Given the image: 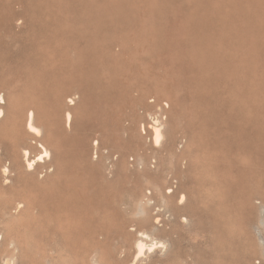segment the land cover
Wrapping results in <instances>:
<instances>
[{
  "label": "rangeland",
  "instance_id": "rangeland-1",
  "mask_svg": "<svg viewBox=\"0 0 264 264\" xmlns=\"http://www.w3.org/2000/svg\"><path fill=\"white\" fill-rule=\"evenodd\" d=\"M60 1L49 0L52 9L42 12L41 19L50 26L40 30L31 24L34 13L33 0H0V46L6 50L4 53L8 57V63L4 66L0 76V101L3 100L6 104L5 120L14 112L9 105L12 94L22 97L21 93L26 94L27 90L34 89L32 80L39 73L58 75L62 81L57 85V88L59 94L63 96L64 102L67 103L69 98L76 100V104L71 106L76 115V123L72 129H68L66 113H61L59 118L40 114L41 120L47 125L45 126L44 140L35 141L32 136L24 135L21 145L17 148L12 147L9 142L0 141V264H3L6 259L10 261L8 264H59L64 260L69 264H92L91 253L86 250V247L67 245L62 235L65 226L55 216L53 220H49L43 211L44 187L59 176L56 166L50 165L48 168H43L38 174H33V170H29L26 163L25 152L27 150L31 157H35L39 153L40 143L46 145L45 140L61 138L60 135L53 133V130L59 125L63 126L64 132L71 134L75 141L86 140L91 155H94L96 141L104 143L101 147L103 154L112 155L111 158L105 159V167L93 164L100 175L99 184L111 182L109 200L104 206L96 209L93 214L94 223L97 226L107 224L110 229L111 236L108 239H103L99 232L100 228H95L97 231L95 240L101 241V243L94 244L97 249H93V254H98L103 264H107L109 259L128 261L120 264L134 262V252L131 246L134 247L135 243L130 240L124 247L122 243V240L126 239L124 233L126 231L134 232L132 228L134 229L142 222L147 213L151 216L156 215L159 207L164 209L163 221L159 224L161 231H149L158 240L169 239L168 247L159 248L151 254L146 253L143 260L141 259L137 264H168L166 263L168 257L176 251L171 245V239L177 240L179 246L188 251L194 247H207V234L201 228H196L189 220L184 221V217L176 218V208L183 205L179 203L181 195L173 199L166 192L170 182L176 187L189 176L197 177L211 159L219 166L216 172L219 176L218 186L221 190L230 189L231 184L235 185L233 177L239 173V169L252 164V162L241 163L231 154L228 159L224 158L218 141L221 138L217 128L218 124H213L211 121L216 119V116L219 118V116L229 114V109L219 110L218 107L216 112L207 109L205 113L197 115L194 124L190 121L191 115L189 117L178 114L180 107L174 106L173 108V100L176 98L191 104V91L194 87V83L190 80L192 76L185 77L186 80L174 88L173 96L166 94L168 90L158 88L156 85L158 77L173 70L175 64L169 58L170 53L167 54L153 46V34L148 32L149 40L144 44V48L136 54L134 60L137 69L134 72H130L128 69L121 74V85L129 88V93L126 96L122 95V99L114 100L107 106L102 105V102L99 101L97 108L91 110L92 114L85 117L84 113L89 109V106L82 101V95L91 90L90 83L79 81L74 83L66 76L64 78L61 73L64 68L68 72L75 66L86 68L80 56L72 50L76 43L79 44V48L85 45L78 33L86 23L90 22L94 25L102 22L101 8L108 3V0H81L76 14L62 12L59 8ZM197 1L165 0V7L157 9L152 6L149 0H128L126 6L129 7L130 19H128L125 30L133 35L138 28L159 27L158 29L163 31V34H172L188 23L187 15L194 10ZM242 5L246 6L245 3ZM231 8L243 12V9L236 5H232ZM10 10L13 11V20L7 19ZM240 11L235 15L244 16ZM82 15H86L87 19L84 24L80 19ZM27 18L30 19V22L27 21ZM234 24L238 27L236 22ZM242 25L244 26V23ZM254 35L255 43L251 44L254 53L251 60H254L256 67L254 74L248 76L243 66L240 64L237 66L235 63L233 65L229 60L227 70L231 73L235 71L239 76L235 78L236 82L220 79L216 81V85L214 78L208 79V89L214 90L209 96L211 100L234 99L235 93L237 94L240 89L249 87L251 84L258 90L262 89L264 97V26L258 25ZM78 38L81 42L78 41ZM51 51L53 55H51ZM123 55V53H119V46L112 44V51L104 53L100 63L105 65V61L108 60L107 62L114 68L124 69L128 63L126 60L128 56ZM239 62L244 64L242 58ZM100 77L103 80L108 79L107 71L101 69ZM42 89L45 90V86H42ZM52 94L54 92H51V96ZM139 94H143V100H140L142 97L139 98ZM29 102L25 100L19 106L25 108L27 116L32 109L35 110L33 106L28 107ZM166 102L170 104V107L165 105ZM215 104L211 103L210 106ZM159 106L166 108L163 117L168 122L163 147H156L153 137L145 133L143 128L145 124L146 131L148 130L147 120H150L149 116L156 114ZM4 123H0V129L5 125ZM101 124H103L102 128ZM172 129L173 133H171ZM194 134L196 137L193 136ZM192 136L195 138L193 142L191 141ZM12 152L13 155H11ZM123 155L126 156L125 161L121 160ZM61 156L60 148L55 154H52L51 158L57 157L56 159H58ZM254 160L261 162V157L255 156L252 161ZM90 162L93 163L92 159ZM12 163H16V167L14 170L12 168L6 177L2 174V169L7 165L11 166ZM145 165L147 166L145 167ZM183 184L186 187L188 181ZM184 187L182 186L180 193L186 191ZM197 187L199 193L203 194L205 188L198 184ZM41 188L44 189L40 190ZM161 189L164 197L157 192ZM237 193L240 200L243 193L241 194L238 190ZM149 197H152L151 200H148ZM19 198L28 200L30 206L24 207L25 210H28L25 214L17 215L11 220L6 219L4 217L5 208L13 200ZM255 200L257 204L258 199ZM236 202L237 199L233 203ZM174 223L176 225L174 231L164 232L162 230L169 229ZM121 224H126V230L119 228ZM241 229L245 230L244 227ZM254 231L258 232L257 229ZM26 232H33L31 243L24 239ZM254 235L256 236L255 233ZM258 260L262 261L261 258Z\"/></svg>",
  "mask_w": 264,
  "mask_h": 264
},
{
  "label": "bare ground",
  "instance_id": "bare-ground-1",
  "mask_svg": "<svg viewBox=\"0 0 264 264\" xmlns=\"http://www.w3.org/2000/svg\"><path fill=\"white\" fill-rule=\"evenodd\" d=\"M127 1L108 0V3L101 8L100 18H103V20L100 19L101 23L98 22L94 25L90 22L86 23V15L81 16L82 24H86L81 30L82 32L78 33V36L84 40L85 45L79 48V44L76 43L72 51L80 56L86 68L75 66L69 72L64 68L61 73L62 76L64 78L66 76L74 83L78 81L90 83L91 90L82 95V101L89 106V109L84 113L85 117H88L92 114L91 110L97 108L99 101L102 102V105L107 106L114 100L120 99L122 95L126 96L129 93V88L121 85V74L128 69L130 72L137 69L136 64H134L136 54L144 48V44L149 40L148 32H151L153 34V46L158 47L167 54L170 53L169 58L175 64L173 70L158 77L156 81L158 88L168 90L166 94L173 96L174 88L181 85L186 80L185 77L192 76L190 80L194 83V87L191 91V104L175 98L173 108L179 106L178 114L189 117L191 115L190 121L192 124L196 122L197 115L205 113L207 109L212 112H216L218 107L219 110L229 109V114L219 116V118L216 116V119L211 121L213 124H218L217 128L221 135L218 141L224 153V158L228 159L231 154L241 163L252 162L249 167L239 169V173L233 177L236 184H231L230 189L221 190L219 188V176L216 172L219 166L213 159L208 161L205 169L203 168V172L198 174L197 177H187L184 181L185 183L188 181L186 187H184L183 181L176 187L170 182L166 193L170 194L173 199L181 195L179 203L183 204L176 208V218L184 217V221L189 220V222H193L196 228H201L207 234L208 246L205 248L194 247L188 251L180 247L177 240L171 239V245L176 251L168 257L166 263L263 264V90H258L251 84L249 87L240 89L237 94L235 93L234 99L211 100L209 96L214 90L208 89L207 80L214 78L215 85L216 81L220 79L236 82L235 78L239 75L235 71L231 73L227 70L229 60L233 65L235 63L237 66L239 64L243 66L248 76L254 74L256 67L254 66V60H251L254 54L252 52L253 45L251 44L255 43L256 27L258 25L264 26V0H198L194 10L187 15L189 24L187 23L179 31L172 34H163V31L158 29L159 27L152 29L142 27L136 29L133 35L125 30L128 19H130V15H128L130 13L128 11L129 7L126 6ZM240 1L242 4L245 3L246 6H243ZM149 2L157 9L165 7V0H149ZM80 3L81 0H61L59 8L64 13L76 14ZM33 4L34 13L31 24L34 28L38 27L40 30H44L50 24L42 21L41 14L45 10L52 9V5L49 0H33ZM232 5L243 9V12L232 10ZM238 11L243 13L244 16H236L235 13ZM7 19L13 20L12 10L9 11ZM27 21L30 22V19L27 18ZM235 22L238 27L234 24ZM102 40H104V43H102ZM78 41L81 42L79 38ZM112 44L119 46V53L128 56V59H126L128 63L124 66V69L114 68L107 62L108 60H104L105 65L100 63L103 54L112 51ZM4 51L6 50L0 46V76L4 66L8 63V57ZM51 55H53L52 51ZM241 58L244 64L239 62ZM101 69L107 71L108 79L103 80L100 77ZM32 81L34 89L27 90L26 94L21 93L22 97L12 94L9 105L14 112L7 120L4 118L5 101H0V123L5 121V125L0 129V141L9 142L14 148L21 145L24 135L32 136L35 141L44 140L45 126L47 125L41 120L40 114L59 118L61 113H66L68 129H72L76 123V115L71 107L76 104V100L75 98H69L67 103L64 102V98L59 94L57 88V85L62 81L58 75L39 73ZM41 85L45 86L46 89L43 90ZM47 86L49 89L54 90H49ZM51 92H54L53 97ZM139 95V98L142 97L140 100H143V94ZM25 100L30 101L28 107L33 106L35 108V110L30 111L29 116H27L24 107H19ZM211 103H216V106H210ZM165 105L170 107L167 102ZM165 111V107L159 106L158 113L155 112L156 114L149 116L151 118L147 120L148 130L146 131L145 124L143 126L144 132L153 137V143L156 147H163L167 134L165 129L168 122L163 117ZM101 125L102 128L103 124ZM64 131L63 126H57L53 133L60 135L61 138L59 140L51 138L50 141L45 140L46 145L40 143L38 146L39 153L35 157H31L30 152L27 150L25 152L26 163L29 170H33V174H38L43 168H48L50 165L56 166L59 176L48 183L44 187L45 189H40H44L43 193L45 194L43 211L49 220H53L55 216L66 227L63 228L62 235L67 245L86 247V250L91 253L92 264H103L99 255L93 254V249L96 248L94 244L101 243V241L95 240V234H97L95 228H100L99 232L103 239H108L111 234L107 224L97 226L94 223L93 214L96 209L104 206L109 200L111 182L99 184L100 175L94 165L105 167V159L111 158L112 155H105L101 152L104 143L100 141H96L94 155H91L86 140L75 141L71 134ZM171 133H173V129ZM193 136L196 137L195 134ZM193 136L191 137L192 142L195 141ZM60 148L62 156L58 159H56L57 157L51 158L52 154H55ZM11 155H13V152ZM255 156L261 157L262 164L260 161H252ZM91 159L93 163L90 162ZM121 160L125 161L126 156L123 155ZM15 167L16 163L5 166L2 169V174L8 177L12 168L14 170ZM260 173L262 175H259ZM197 184L205 188L203 194H200L197 190ZM182 186L186 188V191L180 193ZM236 189L241 194L243 193L240 200ZM157 192L159 195L164 194L162 189ZM151 198L149 197L148 200H151ZM236 199L237 202L233 203ZM255 199H258L257 204ZM25 206H30L28 200L24 198L13 200L5 208L4 217L11 220L17 215L25 214L28 210L24 209ZM12 208L13 211L11 212ZM142 208L144 209L143 206ZM163 211L164 209L162 210L159 207L156 215L151 216L147 213L144 220L134 229L132 228L134 232L126 231L124 233L126 234V239L122 240L124 247L130 240L135 243L134 247L131 246L134 252V262L131 264H137L146 253L151 254L159 248L168 247L169 239L158 240L149 231H161L159 224L163 221ZM144 212H146L145 209ZM175 226L174 223L170 228L168 227L169 229L164 228L162 230L172 232ZM241 227H244L245 230H242ZM119 228L126 230L127 226L121 224ZM256 229L258 232L254 231ZM33 236V232H26L24 239L26 242L31 243ZM19 243L21 242L19 241ZM259 258L262 261H259ZM9 262V259H6L3 264ZM121 262L126 263L128 261L109 259L107 264H120ZM59 264L69 263L64 260Z\"/></svg>",
  "mask_w": 264,
  "mask_h": 264
}]
</instances>
